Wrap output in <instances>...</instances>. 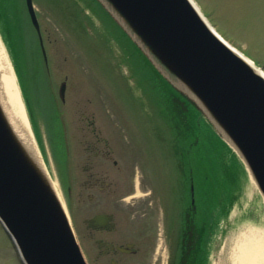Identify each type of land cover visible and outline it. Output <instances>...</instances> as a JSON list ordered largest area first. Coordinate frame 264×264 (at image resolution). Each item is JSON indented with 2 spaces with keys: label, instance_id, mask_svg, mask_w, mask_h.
Here are the masks:
<instances>
[{
  "label": "rangeland",
  "instance_id": "374dc122",
  "mask_svg": "<svg viewBox=\"0 0 264 264\" xmlns=\"http://www.w3.org/2000/svg\"><path fill=\"white\" fill-rule=\"evenodd\" d=\"M194 1L208 23L264 71V0ZM33 2L50 73L41 69L36 33L29 23L23 0H6V14H2L0 29L13 33V58L31 122L40 138L38 147L32 134L35 147L43 156L87 263L94 264L97 257L95 237L90 235L85 221L95 213L115 212L123 229H133V237L146 241L145 252L134 261L167 264L171 257L162 234L164 213L168 210L164 211L165 208H170V203L189 204L191 183L198 208L205 203L207 194L213 199L221 194L227 197L236 183L231 189L236 199L219 221L209 258V264H235L232 257L240 237L250 228L264 229V200L255 184L227 157L217 140H203L199 136L201 128L195 117L188 121L193 126L190 132L198 153L192 163L198 168L192 174L189 167L177 170L176 158L170 151L178 125L175 127L159 117L162 111L167 116L170 111L181 125V113L176 114V108L169 102L168 83L135 47L132 50L137 57L120 62L115 57L118 50L113 53L108 47L112 44L102 38V29L97 31L88 26L92 19L96 24L99 22L89 9L83 8V1ZM0 40L10 61L1 35ZM133 44L131 41L129 47ZM62 81L66 85L63 101L58 93ZM61 112L64 125L58 116ZM192 113L195 115L194 110ZM192 113L189 114L193 116ZM80 118L94 119L95 127L100 128L114 148L110 159L103 156L95 159V169L107 175L103 181L114 180L111 187H104L100 182L92 186L87 181L80 141L92 132L90 128L78 129V125H84ZM203 120L207 121L203 117L201 123ZM69 126L71 145L67 142L69 156L65 162L59 144L68 136ZM183 129L181 125L176 130L180 134ZM0 264H23L1 223Z\"/></svg>",
  "mask_w": 264,
  "mask_h": 264
},
{
  "label": "water",
  "instance_id": "95a60500",
  "mask_svg": "<svg viewBox=\"0 0 264 264\" xmlns=\"http://www.w3.org/2000/svg\"><path fill=\"white\" fill-rule=\"evenodd\" d=\"M99 1L232 147L264 200V76L213 31L190 0ZM25 2L39 32L32 0ZM109 218L96 214L87 222L94 227ZM0 221L24 264H87L51 177L18 136L1 98Z\"/></svg>",
  "mask_w": 264,
  "mask_h": 264
},
{
  "label": "flooded vegetation",
  "instance_id": "af4514ba",
  "mask_svg": "<svg viewBox=\"0 0 264 264\" xmlns=\"http://www.w3.org/2000/svg\"><path fill=\"white\" fill-rule=\"evenodd\" d=\"M80 120L84 125H78V129L84 130L90 128L92 132L91 135H85L83 140L80 141L82 151L85 154L83 170L86 173L87 181H90L89 184L92 186H95L100 182L104 187H111L114 185V180L103 181L104 177L107 178V175H104V172L101 170L97 171L95 169V159L99 156L109 158L114 151V148L110 146L108 139L102 135L100 128L95 127L94 119L88 120L87 118H80ZM62 125H64L63 121ZM71 130L72 129L70 128L67 136L68 138L72 135ZM69 143L71 145L70 141ZM112 163L113 165L117 164L114 159L112 160ZM98 213L110 215V218L106 222L96 225L95 227L88 226L90 235L95 237L94 241L97 248V257L94 264H139V261H134V258H139V256L145 252L144 246L146 241L133 237V229L129 227H124L123 229V227L119 225L115 212L100 211ZM171 218L172 217L169 216V214H165L162 222V234L167 243L166 247L169 250L168 256L171 257L172 263L174 264L175 260L172 259L173 251L171 250V246L173 245L172 240L176 238V243H178L176 259L178 264H184V259H182L184 254L181 249V243H184L183 241L186 239L187 250L185 254L187 256L185 257V262L186 264H193L191 248H193L197 234L195 233V230L188 226L183 228V225H181L180 222L177 223L175 216V221L171 220ZM209 235L204 238V248L206 251H209L213 241Z\"/></svg>",
  "mask_w": 264,
  "mask_h": 264
},
{
  "label": "trees",
  "instance_id": "16d2710c",
  "mask_svg": "<svg viewBox=\"0 0 264 264\" xmlns=\"http://www.w3.org/2000/svg\"><path fill=\"white\" fill-rule=\"evenodd\" d=\"M82 1L83 4L90 10V12L94 14L104 25L105 31H107V33L111 34L120 43L122 44L127 43L126 44L127 51H133L132 47H135V45L133 44L131 47H129L131 41L127 36V34L118 26V24L112 19V17L108 14V12L102 7V5L97 0H82ZM6 7H7L6 0L5 1L0 0V8L3 10L2 13L0 11V25H2V14H6L5 11ZM15 13L18 14L19 12L16 11ZM2 33H3V38L10 50V53L13 55L12 53L14 49L12 44L13 33L11 31L9 33L3 31ZM176 94L180 96L181 101L184 104L183 111L181 113V119L184 121L181 120V125L184 126L185 128L178 135L179 137L178 144L181 146L178 148L177 151L178 168L181 169V167L183 166L189 167L188 170L191 174L196 170V168H198V165L192 163L195 154L198 153L196 151V146H194L195 141L194 140L192 141V132L190 131L193 128V126H191L188 121L190 120V117L191 120L193 119V117H195L197 125H199L201 128L199 136L203 138V140L208 138L217 140L218 144L220 145L221 149L224 150L227 157L232 158L231 160L234 162L237 161L234 152L212 130L210 124L204 120L201 123V119H203V115L200 112V110L196 107V105L191 100H189L185 95L177 91ZM192 110L195 111V115L194 113H192ZM190 112L192 113L193 116L189 114ZM181 136L182 139H180ZM190 178L192 177L190 176ZM235 185L231 186L229 190V195H227V197H224L221 194L215 199H213L211 195L207 194L205 203L201 205V208H198L195 203L183 205L179 207L178 213L175 214L177 223L180 222L181 225H183V228H185L186 226L192 228L193 230H195V233L197 234L196 241L193 244V249H191L193 255L192 256L193 264H200L201 256L204 253V238L217 230L219 221L227 215L229 208L231 207L232 203L235 201L236 196L234 194V190H231L232 188L236 187ZM183 242L184 243H181L182 245L181 249L183 250V254H184L185 253L184 251L187 250L186 239ZM186 256L187 255H183L182 259H185ZM175 264H178V262Z\"/></svg>",
  "mask_w": 264,
  "mask_h": 264
},
{
  "label": "bare ground",
  "instance_id": "6f19581e",
  "mask_svg": "<svg viewBox=\"0 0 264 264\" xmlns=\"http://www.w3.org/2000/svg\"><path fill=\"white\" fill-rule=\"evenodd\" d=\"M201 17L208 21L201 13L194 0H190ZM209 26L221 39L229 44L239 55H241L250 66L264 76V71L242 51L227 42L210 24ZM0 98L6 109L8 117L18 136L30 148L35 150V145L21 99L20 91L16 82L13 68L6 54L5 48L0 40ZM36 151V150H35ZM235 264H264V229H248L237 241L235 255L232 257Z\"/></svg>",
  "mask_w": 264,
  "mask_h": 264
}]
</instances>
